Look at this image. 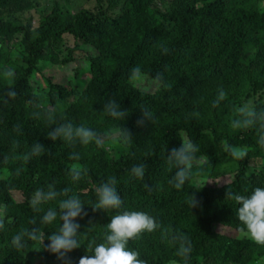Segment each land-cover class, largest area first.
<instances>
[{
	"label": "trees",
	"instance_id": "trees-1",
	"mask_svg": "<svg viewBox=\"0 0 264 264\" xmlns=\"http://www.w3.org/2000/svg\"><path fill=\"white\" fill-rule=\"evenodd\" d=\"M0 100V264H264V3L0 0Z\"/></svg>",
	"mask_w": 264,
	"mask_h": 264
},
{
	"label": "clouds",
	"instance_id": "clouds-1",
	"mask_svg": "<svg viewBox=\"0 0 264 264\" xmlns=\"http://www.w3.org/2000/svg\"><path fill=\"white\" fill-rule=\"evenodd\" d=\"M263 4L264 3V0H256V2H258ZM50 4V3H49ZM35 22V21H34ZM33 22V23H34ZM34 26L37 25V24H33ZM69 34H65V36H67ZM64 36V38H65ZM69 36H72V35H69ZM52 49V48H51ZM43 52H49L48 49L47 50H42ZM52 51L54 52H59V51H56L55 49H52ZM43 67V65L41 66ZM39 67L38 71H37V74H36V80L38 82V84H34L32 82V88H30V90L32 92H36L37 91V88L39 86H41L43 89L47 90V85L48 83L50 82L51 83V79H53L52 75L55 74L54 70L51 66L47 67V68H41ZM0 103L4 104L1 100H0ZM19 119H14L12 120V126H7V127H11L12 130H14V127H19L20 130L24 131V130H29L28 133H32V131L34 130V128H30L26 123L22 122V123H19L18 125H16V122H18ZM16 125V126H15ZM209 183L210 185H215V181L214 180H209ZM229 228V227H227ZM231 229V228H230ZM263 260H264V256H263Z\"/></svg>",
	"mask_w": 264,
	"mask_h": 264
},
{
	"label": "rangeland",
	"instance_id": "rangeland-1",
	"mask_svg": "<svg viewBox=\"0 0 264 264\" xmlns=\"http://www.w3.org/2000/svg\"><path fill=\"white\" fill-rule=\"evenodd\" d=\"M87 5L92 7V5L87 4V3L85 4L84 7H86ZM33 13H34L35 16H34V19L32 18V22L35 21L34 23L37 24L38 23V17H37L38 14L35 13V12H33ZM64 44L67 45L69 48L73 47L74 46L73 36H69V35L65 36ZM85 52H92V50L88 49ZM85 65L87 66V64L83 60H79L78 62H72V63H70L68 72H71L72 76L76 75L77 72H74V70L78 71L77 70L78 68L85 67ZM13 197L16 200V202H20L21 201L20 200L21 198L18 196V194H15L14 192H13ZM218 232L221 233V234L232 236V237L237 235L235 230L227 228V227H221V226L218 227Z\"/></svg>",
	"mask_w": 264,
	"mask_h": 264
}]
</instances>
